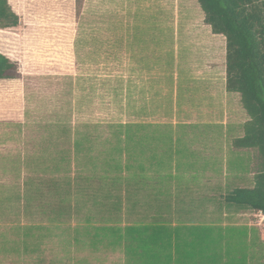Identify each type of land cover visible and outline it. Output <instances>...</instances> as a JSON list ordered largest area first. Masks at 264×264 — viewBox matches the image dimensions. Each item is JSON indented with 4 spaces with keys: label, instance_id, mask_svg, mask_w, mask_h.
<instances>
[{
    "label": "crops",
    "instance_id": "crops-1",
    "mask_svg": "<svg viewBox=\"0 0 264 264\" xmlns=\"http://www.w3.org/2000/svg\"><path fill=\"white\" fill-rule=\"evenodd\" d=\"M9 59L14 62L10 54ZM23 69L22 75L73 74ZM129 70L139 78L133 86L76 83L68 77L66 84L57 83L59 90L41 94V87L25 89L24 83V93L9 96L18 127L10 125L0 143L6 152L5 163L0 154V184L8 192L0 199H9L6 209L12 201L16 210L9 213L15 218L30 221L18 229L27 249L42 258L39 264H62L56 254L39 253H47L56 227L65 225L71 240L64 234L59 239L70 240L77 264H95V257L101 264L117 257L116 264H171L156 262L160 242L171 251V226L201 227L205 237H214L216 250L224 234L219 226L257 227L264 240V223L253 220L256 214L264 217L262 212L224 208L227 182L233 189L251 186L255 163L253 149L235 146L244 137L241 126L227 133L212 116L215 110L203 109L213 99L217 105L215 93L221 89L198 84L200 90L207 86L199 98L183 95L180 108L174 104L171 110V84L161 77L169 69ZM18 83L9 80V88L20 91ZM94 105L102 107L95 114ZM228 218L234 222H221Z\"/></svg>",
    "mask_w": 264,
    "mask_h": 264
},
{
    "label": "rangeland",
    "instance_id": "rangeland-1",
    "mask_svg": "<svg viewBox=\"0 0 264 264\" xmlns=\"http://www.w3.org/2000/svg\"><path fill=\"white\" fill-rule=\"evenodd\" d=\"M11 5L13 10L22 18L23 24L19 29L0 30V54L8 58L10 54L13 61L18 64L19 74L16 80L19 81L21 90H23L22 85L24 83L25 89L26 85L29 88L41 87L40 89L36 88L41 91V94L45 93L44 90H59L60 86H57V83L66 84L68 77H76V83L84 81L93 85L109 83L114 86L117 84L133 86V82L139 78L129 69L132 66L146 67L145 62L141 61L142 58H149L152 62L151 64L149 61L151 65L154 62H159L160 57L171 58V54H169L171 44L165 46L166 42H163L160 47H165L159 51L156 39L162 37L163 40H170L171 42V27H173L176 38L179 40L177 45L179 49H182V55L186 57L182 71L186 74V79L183 78V75L179 79L182 81L191 79V81L187 80V83H183V92L186 93H183L180 87L179 97L190 96V94L193 97L194 93L196 95L194 97L199 98L198 90L201 87L198 83L217 85L218 90L221 89L215 93L217 105H215L214 99L213 102H208L209 98L204 96L208 104H203V109L215 110L212 116H217V120L224 123V126L220 125L222 130L224 128V130L229 131L230 127V131H232L233 126L248 122L249 118L242 105L240 94H230L226 91V40L224 37L216 36L211 32L196 0H12ZM81 20H84L89 29L93 26L100 29L94 32L87 30L86 33L89 36L87 37V46L84 49L85 53H92L98 60L97 62L94 60L86 61L82 65L78 63L75 54V41L73 42V38L76 40L79 36ZM135 27L136 29H134ZM149 28L150 31L145 37L143 46L136 45L132 49L129 44L134 37L133 31L139 33L141 29ZM117 42L119 44L115 45ZM73 44L74 48L72 47ZM99 44H102L101 47H98ZM162 52L164 54H161ZM168 62L171 61L166 60L165 64L168 65ZM22 67L30 70L31 73H70L72 71L73 74L22 75L20 74ZM153 68L169 69L166 66L155 67L154 65ZM27 70L23 69V72L25 73ZM169 70L167 77L161 76L165 80L168 79L167 84H171V67ZM163 73L167 72L164 70ZM153 77L155 76L153 75ZM145 78L142 82H145ZM158 84L162 88L165 85L164 83ZM191 84H195L193 86L196 88H191ZM206 87L203 86V90ZM12 90H16V92ZM21 90L9 88V80H0V143L2 144L5 142L2 137L9 132L10 125H13L12 128L14 129L18 127V124H13L16 116L13 115L14 110L9 102V96H18L17 94L24 93V90ZM179 102L182 103L180 98ZM127 106L129 107V105ZM198 107L200 106H196V108ZM101 108L99 105H94L93 113L95 114L96 110ZM112 109L115 113L117 112L115 105ZM220 113L222 114L220 115ZM203 116L209 118L207 113H203ZM210 119L215 122L214 118L210 117ZM157 120L160 118L155 119V121ZM171 120L174 119L171 118ZM202 120H204L203 117L199 122ZM179 121L184 120L180 119ZM19 127H21L20 124ZM241 133L244 132L241 131ZM229 144L231 147V139ZM4 151V149H0V154L4 156L2 163H5L6 152ZM250 159L255 163L253 170L254 173H257L261 164L258 152L253 151ZM12 162L14 160H11ZM0 176H2L1 172ZM20 190H22V185ZM0 194H8V192L5 193V186L2 184H0ZM8 200L0 199V248L7 241L9 244H13V241L14 243L20 242L23 235L18 229L22 224L27 225L30 222L26 218H15L12 213L15 212L16 207L10 205L12 201H9V209L5 207V201ZM22 205L19 202L20 209ZM258 215L256 214L253 220L257 225H261L264 223V217ZM59 228L61 229V227H56L55 232L57 234L54 238L49 239L48 251L43 254L48 256L59 253L62 264H77V251L68 246L71 240V235H68L69 229L66 225L61 230ZM58 234H64L70 240L62 238L63 243H61ZM23 250L25 251L23 248L19 249L21 252ZM25 253L31 256L27 258ZM25 253H23L25 258L21 259L9 258L11 253H1L0 260L4 258L3 264H26L37 261L39 255L27 251ZM100 258H94V262L98 261L95 264H101ZM117 259L118 257L111 259L108 264L118 263Z\"/></svg>",
    "mask_w": 264,
    "mask_h": 264
},
{
    "label": "trees",
    "instance_id": "trees-1",
    "mask_svg": "<svg viewBox=\"0 0 264 264\" xmlns=\"http://www.w3.org/2000/svg\"><path fill=\"white\" fill-rule=\"evenodd\" d=\"M205 18V23L210 27L211 32L216 36H222L226 40V77L225 87L230 94H240L242 105L247 113L248 122L240 124L244 137L235 141L237 148L253 149L258 152L261 164L255 173L251 186L247 188H232V183L227 182L225 188L226 203L224 208L227 210H253L264 214V0H196ZM81 19V18H80ZM23 22L18 14L13 11L10 0H0V30H15L22 26ZM87 27V28H85ZM84 20L79 25V36L75 40V54L79 64L86 61L97 62L98 58L92 53H85L87 46V30L90 32L98 31L94 26L88 28ZM137 27V26H136ZM136 27L134 29H136ZM100 28V27H99ZM149 29H141L136 33L133 31L131 48L145 43V37L149 34ZM175 29L171 27V42L156 39L159 51L171 44L170 59L160 57L159 62H154L156 67H171V110L176 104L180 108L179 94L180 87L183 92V83L179 78L184 74L183 68L186 57L182 55V49L177 45L179 40L176 38ZM85 33V36H83ZM162 41V42H161ZM170 43H167V42ZM163 42L166 45L162 48ZM119 44V42L115 43ZM99 44L98 47H101ZM96 47V48H98ZM170 49L169 47H167ZM142 52V49H141ZM161 54H164L163 52ZM135 57V54H133ZM142 58V57H141ZM146 58V57H145ZM142 58L146 67H153L149 58ZM166 60L168 65H166ZM150 61V63H149ZM164 61V62H163ZM139 62V61H138ZM98 64V63H96ZM136 66H132L131 69ZM19 74L18 64L12 62L5 55L0 54V80L17 79ZM200 84V83H198ZM177 88L176 92L174 89ZM196 88V86H195ZM198 88V87H197ZM199 91V90H198ZM176 94V98L175 95ZM181 99V98H180ZM173 125L171 124V131ZM230 131V127H229ZM229 131H226L229 133ZM230 161H228L229 163ZM231 165V164H228ZM230 169V167H228ZM234 222L226 219L221 222ZM223 230L222 246L215 248L214 237H205L204 229L201 227L185 228L171 226V251H166L164 243L157 245L156 262L165 259V263L171 260V264H264V240L261 231L257 227L230 226L220 227ZM13 241V240H12ZM209 242H213L212 245ZM34 254L27 249V246L20 242L9 244L7 241L1 248V253H11L9 258H25V251ZM38 254V252H36ZM40 255L43 253L40 252ZM26 257L31 255L25 253ZM152 255V254H151ZM165 255V257H163ZM60 258V254L56 253ZM171 258V259H169ZM4 259V258H3ZM3 259L0 264H3ZM37 261L27 262L26 264H39Z\"/></svg>",
    "mask_w": 264,
    "mask_h": 264
}]
</instances>
